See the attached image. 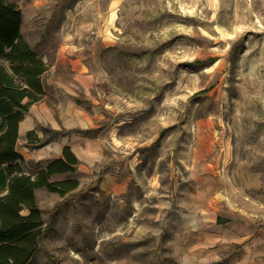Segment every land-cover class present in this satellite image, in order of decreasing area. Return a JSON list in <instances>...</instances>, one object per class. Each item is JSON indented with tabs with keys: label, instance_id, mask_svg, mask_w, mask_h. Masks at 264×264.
<instances>
[{
	"label": "rangeland",
	"instance_id": "obj_1",
	"mask_svg": "<svg viewBox=\"0 0 264 264\" xmlns=\"http://www.w3.org/2000/svg\"><path fill=\"white\" fill-rule=\"evenodd\" d=\"M9 1L48 64L25 115L46 143L19 135L23 168L98 151L54 176L72 191L36 190L28 264H196L184 245L216 207H191L212 198L264 234V0Z\"/></svg>",
	"mask_w": 264,
	"mask_h": 264
},
{
	"label": "trees",
	"instance_id": "obj_2",
	"mask_svg": "<svg viewBox=\"0 0 264 264\" xmlns=\"http://www.w3.org/2000/svg\"><path fill=\"white\" fill-rule=\"evenodd\" d=\"M21 22L18 4L0 0V264H28L38 249L44 220L36 190L64 195L79 184L76 178H51L75 172L78 158L69 145L30 172L22 166L24 158L16 148L19 122L31 104L43 99L42 76L48 64L23 38ZM26 138L39 141L33 131ZM23 208L27 214L21 213Z\"/></svg>",
	"mask_w": 264,
	"mask_h": 264
},
{
	"label": "crops",
	"instance_id": "obj_3",
	"mask_svg": "<svg viewBox=\"0 0 264 264\" xmlns=\"http://www.w3.org/2000/svg\"><path fill=\"white\" fill-rule=\"evenodd\" d=\"M223 2L226 3V0ZM40 110L50 121L55 123L48 108L42 106ZM25 115L19 122L18 133L19 135L25 133L26 137L27 132L31 130L25 131L28 129L27 126L29 124V120ZM65 145L70 146L68 143H61L56 149L55 155L62 153V148ZM70 149L79 161L90 162L98 156L97 148L91 145V143L79 151L71 146ZM46 153L47 151L44 149L37 154L43 156ZM79 169H82L81 163L79 164ZM55 175L57 174H53L51 178ZM52 179L60 180L55 177ZM209 205L216 207L214 215L207 219L203 218L200 222L201 228L197 232L192 231L191 234L189 233L190 241L184 245L188 254L191 255V261H194L196 264H223L221 259L232 252L230 261L227 264H264V234L257 228L258 224L250 218L247 219L239 211L230 209L222 213L220 207L216 206L213 198L211 201L207 200L206 204L192 205L191 211L196 214L198 211H203L209 207Z\"/></svg>",
	"mask_w": 264,
	"mask_h": 264
},
{
	"label": "bare ground",
	"instance_id": "obj_4",
	"mask_svg": "<svg viewBox=\"0 0 264 264\" xmlns=\"http://www.w3.org/2000/svg\"><path fill=\"white\" fill-rule=\"evenodd\" d=\"M26 131V130H25Z\"/></svg>",
	"mask_w": 264,
	"mask_h": 264
}]
</instances>
